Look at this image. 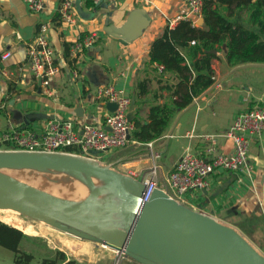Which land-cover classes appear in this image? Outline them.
Instances as JSON below:
<instances>
[{
  "label": "crops",
  "instance_id": "crops-1",
  "mask_svg": "<svg viewBox=\"0 0 264 264\" xmlns=\"http://www.w3.org/2000/svg\"><path fill=\"white\" fill-rule=\"evenodd\" d=\"M62 1L44 0L43 11L33 13L24 0H0V130L28 125L40 130L47 119L103 124L110 110L107 103L98 99V91L107 84L114 85L131 100L135 94V113L139 111V117L148 122L150 107L165 102L171 94L169 89L161 88L150 67L153 45L167 28L174 29L182 20L206 28L203 15L190 14L184 0H104L98 7L90 6L88 0H74L78 21L69 25L59 17ZM220 8L232 22L251 27L248 11L225 4ZM42 23L51 26L60 69L50 85L52 93L28 69V45L35 40ZM119 29H125V43L113 35ZM92 32L98 36L95 46L71 57V45L78 35ZM180 50L187 53V48ZM7 52L9 56L3 59ZM188 63L192 64V60L188 59ZM212 69L221 84L210 87L188 107L178 110L164 135L153 141L161 153L157 158L160 161L152 157L147 143L131 138L125 148L115 149L120 154L113 161L119 165L117 170L143 180L150 176L155 160L161 164L156 176L158 184L169 190L168 172L185 149L206 155L208 135L215 137L220 148L231 146L223 132L235 115L256 103L264 104V63L231 66L225 51H221L212 60ZM147 78L152 79L149 92L138 97L137 84ZM77 109L80 111L76 112ZM172 150L177 153H171ZM108 153L101 157H109ZM230 179L233 180L228 187L218 193ZM210 182L208 194L201 190L189 193L184 203L238 225L264 251V131L251 142L247 168L212 175ZM23 240L19 247L25 251ZM60 254L59 264H81L68 257L67 251ZM41 261L34 258L33 263ZM111 263L113 258L108 257L102 264Z\"/></svg>",
  "mask_w": 264,
  "mask_h": 264
},
{
  "label": "water",
  "instance_id": "water-1",
  "mask_svg": "<svg viewBox=\"0 0 264 264\" xmlns=\"http://www.w3.org/2000/svg\"><path fill=\"white\" fill-rule=\"evenodd\" d=\"M124 31L113 32L122 43L128 40ZM223 49L226 51V45ZM117 107L115 102L107 103L110 111ZM135 108L134 94L130 122L136 116ZM3 169L67 172L92 188L79 199L67 202L14 179ZM93 177L103 183L96 185ZM232 180L224 183L218 193ZM145 188L143 180L97 159L70 152L0 150V208L16 210L82 239L101 243L141 264H264V251L238 225L186 205L162 186H157L151 199L144 202ZM104 194L108 196L102 203L98 197ZM116 214L123 217H115ZM92 219L99 220L94 232L74 225ZM118 220L124 224L118 226Z\"/></svg>",
  "mask_w": 264,
  "mask_h": 264
},
{
  "label": "built area",
  "instance_id": "built-area-1",
  "mask_svg": "<svg viewBox=\"0 0 264 264\" xmlns=\"http://www.w3.org/2000/svg\"><path fill=\"white\" fill-rule=\"evenodd\" d=\"M24 1L33 13H39L45 8L44 0ZM91 1L94 7H98L104 0ZM184 1L190 14L194 17L202 15L204 0ZM58 13L61 22L69 25L77 24L78 16L74 0H63ZM50 31V24L42 23L35 40L28 45V69L41 81V86L45 87L48 93H52L50 85L60 71ZM97 41L98 36L94 32L78 35L71 45V57L75 58L95 46ZM192 43L195 44L196 41L193 40ZM9 54V52L4 53L3 59ZM162 68L163 66H160V69ZM74 76L78 77V72H75ZM212 78L214 84L211 88L218 87L221 81L214 72ZM98 99L104 103L118 104L115 111H110L106 115L103 124L81 125L73 119H47L44 120L40 130L33 125L0 130V150L67 152L64 149L72 146L76 147V151L70 153L98 160L104 152L125 148L131 141L129 134H132L134 129L132 122L129 121L131 97L123 94L114 85L107 84L99 89ZM263 131L264 104L256 103L252 108L239 112L229 128L223 132L231 143L230 147L220 148L215 137L208 135L206 138L210 143L206 148V155L191 148L184 150L167 175L170 193L184 203L187 202L186 195L189 193L198 190L206 194L209 192L210 176L247 168L251 142L259 138ZM147 146L154 159L160 158L161 153L154 147L153 142L147 143ZM93 150L100 153L94 154ZM160 169L161 166L155 164L150 167V176L143 179L146 184L144 202L151 199L154 190L159 186L156 176Z\"/></svg>",
  "mask_w": 264,
  "mask_h": 264
},
{
  "label": "trees",
  "instance_id": "trees-1",
  "mask_svg": "<svg viewBox=\"0 0 264 264\" xmlns=\"http://www.w3.org/2000/svg\"><path fill=\"white\" fill-rule=\"evenodd\" d=\"M88 4L93 6L91 0ZM224 4L248 11L251 27L232 22L220 8ZM202 15L206 28L182 20L174 29L167 28L153 45L150 67L156 72L161 88L169 89L171 94L165 102L150 107L148 122L137 112L132 121V140L146 144L160 139L178 110L188 107L214 84L212 60L224 51V45L226 61L231 66L264 63V0H204ZM193 40L196 43L191 45ZM180 47L187 48V53H182ZM212 49L217 52L209 53ZM151 81L147 78L138 82V97L149 92ZM64 151L75 152L76 147L69 146ZM25 236L23 230L0 220V245L14 251V264H59L57 258L33 263L34 255L19 247Z\"/></svg>",
  "mask_w": 264,
  "mask_h": 264
},
{
  "label": "rangeland",
  "instance_id": "rangeland-1",
  "mask_svg": "<svg viewBox=\"0 0 264 264\" xmlns=\"http://www.w3.org/2000/svg\"><path fill=\"white\" fill-rule=\"evenodd\" d=\"M104 153H102V155ZM171 153H177V151L172 150ZM107 155H109V157L99 156L98 160L102 164L110 165L117 170L119 165L113 161L117 159L120 154H117V151L115 150ZM157 161H160V159H157ZM155 164L161 165L153 160L152 165L154 166ZM2 172L18 181L31 185L36 189L63 198L67 197V199L71 200H74L72 198L79 199L91 189L87 182L66 172H55L50 170L39 171L35 169H20L18 171L14 169H3ZM92 180L96 185H101L103 183L102 180L94 177ZM63 182L69 184L68 190L67 187H62L60 185L61 183L64 184ZM107 196V194H104L101 197V200L103 198H106L107 200ZM117 200L118 203L122 202L119 199ZM114 216L123 217L122 214H116ZM0 220L24 231L26 236L22 244L23 249L33 254L34 258L39 259L40 261L51 256L60 259V253L62 251H67L68 257L74 261H79L81 264H88L89 262H92V264H102L108 257L113 258V263L111 264H141L133 257L121 253L111 247L95 241L76 237L70 233L57 229L44 221L24 215L20 212H11V210L8 212V210L4 211V209L0 210ZM116 224L122 226L124 221L118 220ZM14 256V251L6 247L4 248V246H0V264H13Z\"/></svg>",
  "mask_w": 264,
  "mask_h": 264
},
{
  "label": "bare ground",
  "instance_id": "bare-ground-1",
  "mask_svg": "<svg viewBox=\"0 0 264 264\" xmlns=\"http://www.w3.org/2000/svg\"><path fill=\"white\" fill-rule=\"evenodd\" d=\"M18 171V170H17ZM67 173V172H66ZM30 181V180H29ZM31 182V181H30ZM32 183V182H31ZM64 183V182H63ZM34 184V183H33ZM62 187H67V190H68V188H69V184H60ZM89 186H90V188H92V186L90 185V184H88ZM88 188V187H87ZM89 189V188H88ZM58 190V189H57ZM62 190V189H61ZM90 190V189H89ZM55 196H57V195H55ZM103 195H101V196H99L98 197V201H100V202H102V201H105L106 200V198H103L102 200H101V197H102ZM57 197H59V198H61L62 200H65V201H67V202H69V201H74V200H77V198H72V199H74V200H71V199H67V197L66 198H63V197H60V196H57ZM69 198H71V197H69ZM103 203V202H102ZM4 209V211H7L8 210V212H9V210H11V212L12 211H16V210H13V209H10V208H0V210H3ZM16 212H18V211H16ZM99 220H94V219H92V220H90V221H86V222H75V224L74 225H76V226H78V227H81V228H83V229H85V230H87V231H90V232H94V226H95V224L98 222ZM75 236V235H74ZM77 237V236H76Z\"/></svg>",
  "mask_w": 264,
  "mask_h": 264
}]
</instances>
